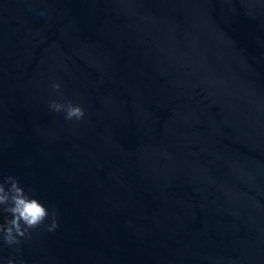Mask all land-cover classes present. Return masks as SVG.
<instances>
[{"label":"water","instance_id":"obj_1","mask_svg":"<svg viewBox=\"0 0 264 264\" xmlns=\"http://www.w3.org/2000/svg\"><path fill=\"white\" fill-rule=\"evenodd\" d=\"M9 175L59 226L0 264H264V0H0Z\"/></svg>","mask_w":264,"mask_h":264},{"label":"clouds","instance_id":"obj_2","mask_svg":"<svg viewBox=\"0 0 264 264\" xmlns=\"http://www.w3.org/2000/svg\"><path fill=\"white\" fill-rule=\"evenodd\" d=\"M52 88L59 90L60 83H53ZM49 107L54 112H64V119L81 120L85 116L82 107L71 102L60 103L50 101ZM7 185V187L5 186ZM0 213H6L11 218L5 217V223H0V241L8 246L18 245L19 238L31 236L34 230L44 224L51 216V223L47 225L48 231H54L58 226L57 210L52 206L51 212L35 195L32 190L26 191L14 176L3 177L0 180ZM7 264H15L12 259Z\"/></svg>","mask_w":264,"mask_h":264}]
</instances>
